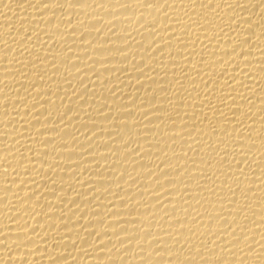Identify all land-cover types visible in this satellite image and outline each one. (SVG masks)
Returning a JSON list of instances; mask_svg holds the SVG:
<instances>
[{
    "label": "bare ground",
    "instance_id": "obj_1",
    "mask_svg": "<svg viewBox=\"0 0 264 264\" xmlns=\"http://www.w3.org/2000/svg\"><path fill=\"white\" fill-rule=\"evenodd\" d=\"M0 264H264V0H0Z\"/></svg>",
    "mask_w": 264,
    "mask_h": 264
}]
</instances>
